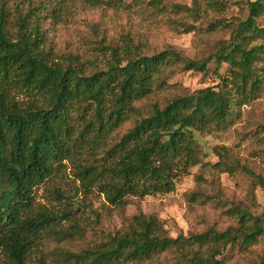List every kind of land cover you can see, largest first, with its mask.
Wrapping results in <instances>:
<instances>
[{
	"label": "trees",
	"instance_id": "16d2710c",
	"mask_svg": "<svg viewBox=\"0 0 264 264\" xmlns=\"http://www.w3.org/2000/svg\"><path fill=\"white\" fill-rule=\"evenodd\" d=\"M151 1L171 30L194 33L201 49L217 31L230 30L229 37L208 57L190 58L171 44L153 47L143 32L122 34L119 41L104 34L94 40L97 56L91 59L78 50L61 52L54 40L44 44L50 35L42 28L40 0H0V264H226L218 256L237 235L240 244L251 245L264 234V212L214 200L198 184L185 194L187 201L229 204L226 211L239 226L172 236L158 214L139 209L98 244L55 253L47 248L52 238L61 244L82 230L77 221L61 226L57 217L34 211L36 188L67 161L75 163L87 188L96 186L112 205L171 192L181 175L202 162L195 132L227 130L264 93V0ZM232 5L245 14L208 18ZM13 19L15 38L8 28ZM98 55L105 66H98ZM213 59L217 84L180 92L170 81L181 72L207 71ZM87 63L94 68L88 71ZM214 151L220 170L241 167L264 187V178L226 146ZM40 241L46 248L31 263Z\"/></svg>",
	"mask_w": 264,
	"mask_h": 264
},
{
	"label": "rangeland",
	"instance_id": "374dc122",
	"mask_svg": "<svg viewBox=\"0 0 264 264\" xmlns=\"http://www.w3.org/2000/svg\"><path fill=\"white\" fill-rule=\"evenodd\" d=\"M151 0H40L39 13L43 14L42 28L49 30L50 37H45V45L52 40L61 52L78 50L91 59L97 56L94 50L95 39L104 34L109 38L121 40L122 34L146 33L153 47L162 48L174 45L190 58H206L216 52L218 41L229 37L230 30H220L207 37V45L199 47L194 33H178L171 30L155 13ZM166 3H187L192 0H164ZM12 9V17L16 13ZM245 11L238 5H232L223 13L210 12L208 18H231L243 16ZM32 19V24H34ZM264 25V15L259 17ZM9 34L16 37L18 26L15 21L9 25ZM98 66L106 64V58L98 55ZM89 70L94 66L86 64ZM216 61L213 59L207 71H186L171 78L177 83L181 92L193 91L217 84L220 79L214 72ZM227 63L220 67L221 73H227ZM22 99L27 97L19 95ZM197 142L203 150L202 162L181 175L173 191L154 193L134 198L127 205L110 204L104 193L96 186L87 188L78 176L74 162H66L61 173L45 181L36 188L35 213L41 212L61 220V226H68L72 220L79 222L82 230L70 240L58 242L55 237L49 241L47 248L58 252L60 248L79 251L106 240L109 233L121 228L125 218L131 217L139 209L146 213H156L165 222L170 235L204 232L213 227L224 231L229 226H239L238 218L227 210L231 205L219 207L209 203H190L186 193L198 184L214 200L222 199L236 204L249 205L256 213L264 212V187L255 184L254 177L237 167L232 172L220 170L215 166L219 156L215 154L216 146H226L234 158L251 167L257 175L264 178V93L261 97L245 105L241 117L227 130L203 133L195 132ZM102 153H99V156ZM202 175L201 181L196 178ZM254 202V203H252ZM63 218V219H61ZM66 218V219H65ZM69 218V219H67ZM235 243L223 249L226 264H258L264 257V234L258 243L240 244V235ZM63 237V236H60ZM45 242L40 241L30 254L31 263H35L43 255Z\"/></svg>",
	"mask_w": 264,
	"mask_h": 264
}]
</instances>
